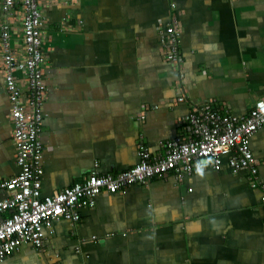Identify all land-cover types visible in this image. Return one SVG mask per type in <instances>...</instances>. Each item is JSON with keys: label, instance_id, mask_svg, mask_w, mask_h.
Masks as SVG:
<instances>
[{"label": "crops", "instance_id": "obj_1", "mask_svg": "<svg viewBox=\"0 0 264 264\" xmlns=\"http://www.w3.org/2000/svg\"><path fill=\"white\" fill-rule=\"evenodd\" d=\"M40 7L42 195L93 171L130 169L139 143L162 155L166 140L199 124L191 121L193 113L201 119L195 107L239 118L264 98V0H41ZM21 17L17 5L9 45L18 61ZM171 20L179 62L165 56ZM1 55L0 47V181L19 170ZM23 74L13 71L22 84ZM249 142L261 186L251 187L248 170H234L226 157L219 169L201 159L180 179L169 171L102 190L78 221L55 220L42 247L24 243L0 264H264V125Z\"/></svg>", "mask_w": 264, "mask_h": 264}, {"label": "built area", "instance_id": "obj_2", "mask_svg": "<svg viewBox=\"0 0 264 264\" xmlns=\"http://www.w3.org/2000/svg\"><path fill=\"white\" fill-rule=\"evenodd\" d=\"M41 0H0V47L4 84L10 99L9 118L15 147L16 175L0 181V261L11 255L24 243L43 246L46 233L52 232V223L65 218L78 221L79 209L94 205L97 195L106 189L117 191L126 184L145 182L153 176L169 171L180 179L201 168V159H210L209 165L219 169L226 157L234 170L247 169L251 187L261 186L257 162L250 148L249 138L264 125V98L254 102L241 117L220 114L209 105L195 107L191 121L199 123L188 137L166 140L164 152L151 156L147 148L138 144L139 161L130 169L116 174L91 172L82 181L63 187L52 195L41 194L43 144L41 130L44 119L45 80L42 29L44 16ZM17 5L22 11V55L13 56L9 40L12 36V17ZM177 21L171 20L164 29L167 46L165 56L180 61ZM13 54H11V52ZM14 70L23 74V84L13 76ZM179 99L182 97L179 96ZM196 115V117H194ZM201 120V121H200ZM264 205V193L261 195Z\"/></svg>", "mask_w": 264, "mask_h": 264}]
</instances>
